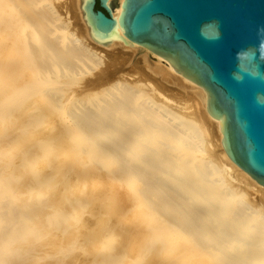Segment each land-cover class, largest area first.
<instances>
[{"label": "bare ground", "instance_id": "obj_1", "mask_svg": "<svg viewBox=\"0 0 264 264\" xmlns=\"http://www.w3.org/2000/svg\"><path fill=\"white\" fill-rule=\"evenodd\" d=\"M130 41L93 40L79 0H0V264H264V184Z\"/></svg>", "mask_w": 264, "mask_h": 264}, {"label": "water", "instance_id": "obj_2", "mask_svg": "<svg viewBox=\"0 0 264 264\" xmlns=\"http://www.w3.org/2000/svg\"><path fill=\"white\" fill-rule=\"evenodd\" d=\"M90 37L143 44L207 92L231 159L264 184V0H79Z\"/></svg>", "mask_w": 264, "mask_h": 264}]
</instances>
